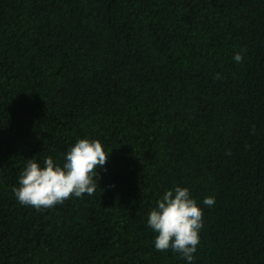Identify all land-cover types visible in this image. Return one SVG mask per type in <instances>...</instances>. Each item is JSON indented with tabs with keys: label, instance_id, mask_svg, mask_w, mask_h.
I'll list each match as a JSON object with an SVG mask.
<instances>
[{
	"label": "trees",
	"instance_id": "1",
	"mask_svg": "<svg viewBox=\"0 0 264 264\" xmlns=\"http://www.w3.org/2000/svg\"><path fill=\"white\" fill-rule=\"evenodd\" d=\"M83 138L94 193L19 204L27 159ZM177 185L193 264H264V0H0V264H185L146 224Z\"/></svg>",
	"mask_w": 264,
	"mask_h": 264
},
{
	"label": "clouds",
	"instance_id": "2",
	"mask_svg": "<svg viewBox=\"0 0 264 264\" xmlns=\"http://www.w3.org/2000/svg\"><path fill=\"white\" fill-rule=\"evenodd\" d=\"M242 59V52L233 56L237 63ZM108 155L98 140L83 138L66 149L61 162L46 156L41 166L33 158L27 159L12 193L19 204L36 210L61 204L70 196L91 195L98 187L97 170L103 168ZM202 203L211 207L215 198L205 197ZM202 215V208L187 187L177 185L165 190L147 213L146 224L156 234L154 248L171 249L185 264H193L203 226Z\"/></svg>",
	"mask_w": 264,
	"mask_h": 264
}]
</instances>
